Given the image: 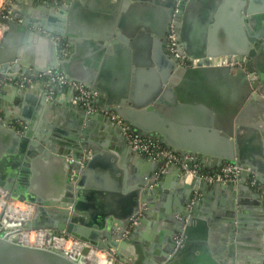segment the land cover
<instances>
[{"label": "water", "instance_id": "water-1", "mask_svg": "<svg viewBox=\"0 0 264 264\" xmlns=\"http://www.w3.org/2000/svg\"><path fill=\"white\" fill-rule=\"evenodd\" d=\"M111 1L15 0L0 17L7 26L0 81L59 71L97 94L96 103L136 134L182 160L192 155L212 173L234 163L264 184V0H115L113 7ZM32 2L50 15L28 17ZM171 31L184 60L168 49ZM207 34L215 35L212 41ZM199 75L208 85L206 139L178 142L162 115L175 119L173 110L183 106L176 102L183 100L176 96L179 83H196ZM11 86L14 96L24 95L13 82L2 91ZM222 86L234 87L235 98ZM7 100L0 98V192L5 200L32 205L33 214L26 221L0 217V264H89L93 250L113 257L111 264H264V194L246 185L248 172L227 185L187 183L180 165L133 151L118 124L73 105L72 95L66 107L75 117L61 131L32 125L22 109L11 118ZM39 103L46 114L60 102L47 104L45 93ZM113 147L125 172L110 160ZM197 192L201 197L192 202ZM250 193L255 209L242 200ZM213 198L211 209H222L214 213L206 208ZM247 208L250 213L240 212ZM138 210L144 216L131 226ZM248 214L263 216L249 223ZM34 229L56 231L85 247L79 254L53 247L50 234L44 247L21 243V232Z\"/></svg>", "mask_w": 264, "mask_h": 264}, {"label": "built area", "instance_id": "built-area-1", "mask_svg": "<svg viewBox=\"0 0 264 264\" xmlns=\"http://www.w3.org/2000/svg\"><path fill=\"white\" fill-rule=\"evenodd\" d=\"M14 2L15 0H0V17H7L6 15L7 9H9ZM173 26L174 25L171 24V28ZM6 31H7V26L0 24V41L3 38V35ZM168 42H169V47H168L169 51L176 57L184 60V57H181L177 54L178 43L176 41V35L174 34L173 31H171V34L168 36ZM182 64L188 67V65L190 64V60L186 58L185 61H182ZM7 80H10L11 82H13L15 86L22 89L28 88L29 86H32L34 83H40L45 86L46 96L48 99H54L62 92H70L72 94L73 105L82 107L86 109L89 113H100V112L105 113L111 118V120L115 124H118L121 127V131L123 135H125L128 144L130 145L133 151L137 152L140 155H145L148 157H152L154 159H164L166 162V166L180 165L184 170V173L187 177V181L198 180L207 184L227 185L230 183H237L240 180L242 172L245 171L249 173L250 185L254 188H257L259 191L263 192L264 194V184L261 185L258 183L256 179L257 174L253 170L248 168L243 169L238 167L234 163L226 162L222 164V166L218 169V171L212 173L204 170L199 162H194V157L192 155H187L185 159L182 160L178 154L173 153L158 141H152L150 139L141 137L138 134H136L115 113L106 112L96 103L97 94L91 92L82 84L68 81L65 75L59 71L35 70L31 74H21L14 81L10 78H8ZM1 120H2V111L0 109V121ZM17 125L20 126V123L18 122ZM3 195L4 193L0 192V201H3L5 204H7V206L0 207L1 208L0 217L5 216L16 220L26 221L23 217L20 216L12 217L8 215V210H7L8 205L14 206V203L10 204V202L13 200L3 199ZM195 200L196 199H193L192 202H194ZM24 206H26V209H28V205L24 204ZM143 216H144V211L138 210L136 212V216L132 219L131 226L136 225L139 222V219ZM25 233L27 235L31 234L33 235V237H38V238L39 237L42 238L44 236L46 237V235L50 234L52 237L51 246L57 248H60L59 245L62 242L74 243L76 246H80L82 250L85 247L84 244L78 242L77 240L49 229H34L30 231L23 230L20 236L25 235ZM27 239L29 243L27 242L26 244L28 245L31 244V240H32L31 237L30 239L29 238ZM178 240L181 241L180 239ZM32 241H35V239ZM20 242L25 243L22 240H20ZM39 243H41L40 246L35 244L32 246L44 247L45 240L43 241L40 240ZM67 251H71V250H67ZM79 253H81V251ZM111 259H113V257H111Z\"/></svg>", "mask_w": 264, "mask_h": 264}, {"label": "crops", "instance_id": "crops-1", "mask_svg": "<svg viewBox=\"0 0 264 264\" xmlns=\"http://www.w3.org/2000/svg\"><path fill=\"white\" fill-rule=\"evenodd\" d=\"M45 1H48V0H45ZM49 1L53 2L54 0H49ZM63 2H61V3H63ZM115 2H116L115 0H112L109 5H112V7H113L115 5ZM39 6H40V2L39 3L38 2L28 3L26 6V10L28 11V14H29L28 17L37 19V18L48 17L50 15V9L49 8H46L45 10H39ZM121 8L122 7L119 8L120 11H121ZM212 22H214V19L212 20ZM211 24L212 23L209 24L210 27H211ZM187 32L188 31H185L184 34L186 35ZM214 36L215 35L207 34L206 40L212 41L209 39H210V37L214 38ZM219 37L221 38V40H224L225 36L223 33H219ZM61 42H62L63 47L65 45L66 49L71 50L69 43L66 40H64V41L62 40ZM244 59H247V57H245ZM237 67L238 66L235 65L234 70L232 72L233 75L235 74ZM195 79H196V83H194L195 81L193 79H190L188 82L187 81H185V82L181 81L179 83L180 89L177 90L178 91L177 95L175 93L176 96L181 95L183 98L182 101L177 100L176 102L180 105L186 106L187 109H185V107H183V106H179L177 110H173L174 115H172V116L175 117V119H172V118L168 119V117H166L164 114L162 115L164 117L163 123L165 124V128L167 130L169 129L172 137H175V139L177 141L179 138L180 141H178V142H181L182 140L185 141V139H188V138L191 140H199V141L206 139V132L203 130L204 129L203 126H205L204 124H206V121L203 120V117L207 113V109H210V106L206 103V101H207L206 94L208 92L207 91L208 85L203 86L204 82H203L202 77L200 75H199V77H195ZM218 80L219 79H217V83H215V85L217 86L216 87L217 92L219 89H221V82H218ZM8 83H11V81L5 80V79L0 81V98L2 97V98L8 99L7 100L8 109H9L11 118L16 117L18 115L17 114L18 110L22 109V110L27 111L29 113L32 125H34L36 127H39L40 125H42L43 128H46L45 130L48 129L46 126H48L49 128L53 127L55 130H60V131L62 129H64L65 126H67L68 124H70L73 121L75 114L72 111V109H68L66 107V104L70 103V101H71V95L72 94L70 92H62L57 97H55L54 99H48L46 96V103L47 104H49L53 101H56V102L58 101L60 103H58V104L56 103L54 108H51L46 114H43V109H41V107H40L39 99L41 98V96L43 94L46 93L44 85H42L40 83H34L32 86H29L28 88H25V89L20 88L22 90H25L24 95L14 96L12 92L15 89L12 86L9 88V90H10L9 93L2 91L3 87ZM222 87H223V90L227 89V87H225V86H222ZM227 91L229 92L228 96H230L232 98V95H233V99H234L235 98L234 87L227 89ZM26 96H27V98H25ZM233 108L235 109V104H233ZM171 109H173V108H171ZM198 113H201V115H199V118H197L199 122H196L195 121L196 120L195 114H198ZM238 116L239 115L237 114V117ZM237 117L235 115L234 122L236 121ZM167 120H169V124L166 122ZM101 140H103V139H101ZM115 148L116 147H113V150L109 151L112 154V158H110V160H111V162H113V166H115V164L117 163L116 165L119 168H121L122 171L125 172L126 169L123 168V166H121V164H123V161H124L122 158L121 152H119V150H116ZM212 162H210L209 165H212ZM202 167L204 169L203 165H202ZM103 170H104V168H103ZM114 175L119 176L120 173H114ZM173 176H174V174L171 175L172 178H173ZM32 177H33V173L31 174V178ZM171 180H170V182L173 183L174 179H171ZM190 182L191 181H188L187 183H190ZM246 185H248L251 189H254V187H252L250 185L249 180H248V183H246ZM167 192L172 194V192L168 189H167ZM252 196H253V194L251 195V193L248 195H244V196H242V200L248 202L246 206H249V207L255 209L252 205L253 201H254ZM200 197H201V194L197 192L196 196H194L193 199L198 200V199H200ZM205 201H208V200L205 199ZM214 201H215V199L213 198L212 200H210V203L212 204V203H214ZM18 202H20V201H18ZM206 208H208L213 213L216 210L218 211L221 209L218 206L215 209H211V208H213V204H212V207H206ZM240 212L245 213V212H249V210L247 208L246 210L243 209ZM261 216H263V215L257 214V215L252 216V215L248 214L246 219L249 221V223H252V222H254L253 219H257V218L261 219ZM251 232L252 231L249 230L247 233L250 235ZM248 238H251V237L249 236ZM250 241L251 240H249V242ZM247 243H248V241H247Z\"/></svg>", "mask_w": 264, "mask_h": 264}, {"label": "bare ground", "instance_id": "bare-ground-1", "mask_svg": "<svg viewBox=\"0 0 264 264\" xmlns=\"http://www.w3.org/2000/svg\"><path fill=\"white\" fill-rule=\"evenodd\" d=\"M4 196L5 194L3 195V199H4ZM18 202V201H16ZM18 203H22V202H18ZM22 204H25V203H22ZM7 204H5L3 201H0V207H6ZM19 206H12V205H8V215L9 216H12V217H15V216H20V217H23L25 220H30L31 217H32V214H33V206L32 205H28V209H19L17 208ZM32 240L35 239V241H32L31 240V244L29 245H38L40 246L41 243H39V241H43L47 239V235L46 237H42V238H38V237H33V235L29 234L27 235L25 233V235H22L20 236V240L24 241L25 244L28 242L27 238H29ZM62 242V241H61ZM29 243V242H28ZM59 247L61 249H65V250H71L73 253H76V254H79L80 251H82L81 247L80 246H76L74 243H65V242H62L60 243ZM101 256V258L99 256ZM103 258V259H102ZM89 264H111L110 262H108L105 258H104V254L100 251H91L90 254H89V257H88V261H87Z\"/></svg>", "mask_w": 264, "mask_h": 264}, {"label": "rangeland", "instance_id": "rangeland-1", "mask_svg": "<svg viewBox=\"0 0 264 264\" xmlns=\"http://www.w3.org/2000/svg\"><path fill=\"white\" fill-rule=\"evenodd\" d=\"M14 203V206H19V208H21V209H23V210H25L26 209V206H24V204H22V203H18V202H16V201H11L10 202V204H13ZM0 211H1V208H0ZM4 214V213H3ZM104 254V258L108 261V262H110V259L111 258H108V256H107V253H103ZM99 256V255H98ZM100 258H101V256H99ZM103 259V258H102Z\"/></svg>", "mask_w": 264, "mask_h": 264}, {"label": "flooded vegetation", "instance_id": "flooded-vegetation-1", "mask_svg": "<svg viewBox=\"0 0 264 264\" xmlns=\"http://www.w3.org/2000/svg\"><path fill=\"white\" fill-rule=\"evenodd\" d=\"M54 1H58V0H54ZM15 4H16V3L14 2V3L10 6V9L13 8V7L15 6ZM64 47L66 48L65 45H64ZM188 66H190V64H189ZM7 79H8V78H5V80H7Z\"/></svg>", "mask_w": 264, "mask_h": 264}]
</instances>
